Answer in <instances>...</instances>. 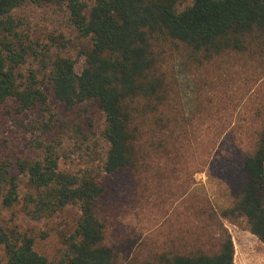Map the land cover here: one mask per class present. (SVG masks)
<instances>
[{"label": "trees", "instance_id": "16d2710c", "mask_svg": "<svg viewBox=\"0 0 264 264\" xmlns=\"http://www.w3.org/2000/svg\"><path fill=\"white\" fill-rule=\"evenodd\" d=\"M51 2L79 40L81 65L62 54L72 44L62 33L42 46L17 14ZM232 63L234 73L264 79V0H0V107L10 117L33 116L25 126L30 154L0 162V210L19 208L34 223L79 211L51 255L37 250L32 229L9 225L0 213V264H234L224 221H245L264 244V91L250 123L226 145L233 158L218 140L206 147L204 165L228 185L226 207L188 191L175 223L136 251L108 241L124 232L121 215L162 208L178 174L172 166L188 150L184 136L196 142L178 72L226 71ZM195 99L196 111L212 117L213 98ZM91 106L103 116L100 154L76 170L65 146L89 150L95 123L86 133L78 119ZM55 108L69 123L59 124Z\"/></svg>", "mask_w": 264, "mask_h": 264}, {"label": "rangeland", "instance_id": "374dc122", "mask_svg": "<svg viewBox=\"0 0 264 264\" xmlns=\"http://www.w3.org/2000/svg\"><path fill=\"white\" fill-rule=\"evenodd\" d=\"M17 14L23 16L30 24L33 40H39L42 46H47L50 43L48 40L50 36H58L62 33L65 40L72 42L65 51H62V54L78 60L77 50L73 46L75 44L77 46L79 40H76V34L66 26L62 17L55 13L54 2L41 7L30 6ZM78 64L81 65L80 59ZM177 81L184 103L185 116L190 118V122L198 128L195 134L196 142L190 133L184 136L188 150L184 157H181L179 164L171 165V170H175L178 174L174 175L176 179H172L169 184L171 189L165 195V203L162 208L152 209L149 215L141 212L139 215L124 214V216L118 217L124 232H121L118 238L110 236L108 240L110 245L117 243L120 247L124 246L133 250L145 239L165 231L164 225L167 222L174 224L176 211H181L182 205H186V197L182 195L185 192L189 191V194L197 193L199 196L208 197L216 208H223L229 204L228 185L224 183V175L217 174L214 169H208V166L204 165L208 151L206 147L208 146L207 148L210 149L217 144L218 140L220 144L217 148L220 147L221 153L228 154L230 158H233L234 151L232 149L225 150L226 145H230L231 142L234 144V130L238 131L239 127L248 125L254 117L256 108L259 106L260 97L258 95L264 91V79L255 83L250 70L241 71L239 74L234 73V64L232 63L226 71L224 68H214L201 74H193L180 70L177 74ZM48 93L50 94L49 90ZM205 95H209L214 100L212 117L202 115L195 108L199 104L195 98ZM242 96V101L237 105L238 98ZM234 97H237L236 101H234ZM51 98L50 96V102L53 103ZM85 110L86 112H83L81 109L80 114L84 115L78 119L84 132L87 133L89 120H93L96 127L95 130L89 129V137L92 138L89 150H86L85 147L83 150H79L65 146L66 156L69 158L65 161L71 163L76 170L82 169L86 162L96 160L100 154L101 142H99L98 128L101 126L103 116L94 106ZM55 112L59 124L64 122L67 124L72 119H63L57 109ZM32 118V115L25 118L23 116L17 118L14 115L10 117L0 107V162L7 159L23 158L30 154V133L25 126L30 123L29 120ZM23 120L24 122L21 123ZM213 161L216 162V159ZM219 177L222 178L219 179ZM0 213L3 222L9 225H18L23 230L32 229L37 236V250L46 255H51L56 251L59 247L60 233L72 232L79 218V211L73 207H69L52 219L40 223L23 219L19 208L0 210ZM186 218L181 217V223H185ZM224 224L234 244V264H264V244L249 232L245 221L240 220L236 224L224 221ZM40 236L44 239H40Z\"/></svg>", "mask_w": 264, "mask_h": 264}]
</instances>
